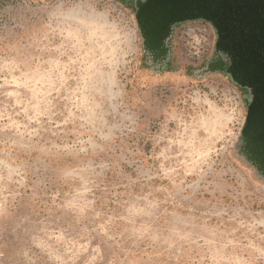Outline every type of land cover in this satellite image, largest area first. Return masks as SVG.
I'll return each mask as SVG.
<instances>
[{
  "label": "rangeland",
  "instance_id": "obj_1",
  "mask_svg": "<svg viewBox=\"0 0 264 264\" xmlns=\"http://www.w3.org/2000/svg\"><path fill=\"white\" fill-rule=\"evenodd\" d=\"M216 41L178 24L155 67L133 0H0V264H264Z\"/></svg>",
  "mask_w": 264,
  "mask_h": 264
},
{
  "label": "water",
  "instance_id": "obj_2",
  "mask_svg": "<svg viewBox=\"0 0 264 264\" xmlns=\"http://www.w3.org/2000/svg\"><path fill=\"white\" fill-rule=\"evenodd\" d=\"M133 1L143 49L155 67L167 66L178 24L202 20L213 26L215 51L198 74L224 73L248 91L238 155L264 180V0Z\"/></svg>",
  "mask_w": 264,
  "mask_h": 264
}]
</instances>
